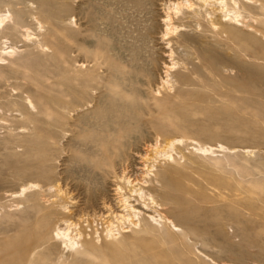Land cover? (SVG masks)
I'll return each mask as SVG.
<instances>
[{
  "label": "rangeland",
  "instance_id": "rangeland-1",
  "mask_svg": "<svg viewBox=\"0 0 264 264\" xmlns=\"http://www.w3.org/2000/svg\"><path fill=\"white\" fill-rule=\"evenodd\" d=\"M173 2L0 0V264H264V0Z\"/></svg>",
  "mask_w": 264,
  "mask_h": 264
},
{
  "label": "bare ground",
  "instance_id": "bare-ground-1",
  "mask_svg": "<svg viewBox=\"0 0 264 264\" xmlns=\"http://www.w3.org/2000/svg\"><path fill=\"white\" fill-rule=\"evenodd\" d=\"M160 1V0H159ZM171 2V0H168V2ZM173 1V0H172ZM192 1V0H191ZM200 2H202V3H204L205 5L206 4H209V5H219V6H221L220 8V10L221 11H226L225 10V8L226 7H228L229 5L227 4V2L229 3H232L233 2V6L235 7V5H237L238 3H240L239 1H241V3L243 4V6L244 5H248V2L250 1V0H230V1H227V0H199ZM253 0H251V2H252ZM165 2V1H164ZM167 2V1H166ZM166 2H165V4H166ZM251 2H249V4L251 3ZM214 3V4H213ZM240 3V5H242ZM169 4V3H168ZM194 4V3H193ZM193 4L190 2V0H174V2H173V6L175 5V7H173V10L172 11H174V12H178L179 10H182V7H183V9H184V7H186V8H188L190 11L193 9L192 8V6H193ZM252 4V3H251ZM250 4V5H251ZM228 5V6H227ZM165 6H167V5H165ZM170 6V5H169ZM172 6V5H171ZM249 6V5H248ZM194 7H195V5H194ZM245 7H247V6H245ZM169 8V7H168ZM197 8V7H196ZM219 9V8H218ZM227 9H229V8H227ZM238 9V8H237ZM220 10H218V11H220ZM171 11V12H172ZM230 11H231V13H232V10H228V12H227V14H225L224 15V17H225V20L223 19V22L224 21H228V20H230V19H228L227 17H229L228 15L230 14ZM238 11V10H237ZM211 11H208V10H205V14H207V15H210L211 13H210ZM240 12V11H239ZM222 13V12H221ZM224 13V12H223ZM222 13V14H223ZM234 14L235 13H237V12H233ZM233 13H232V15H233ZM169 14V13H168ZM231 15V14H230ZM222 17V16H221ZM233 17V16H232ZM235 17H237V18H239V16H236V14H235ZM228 20H227V19ZM229 18H231V17H229ZM222 19H221V21H222ZM232 19V18H231ZM171 20H172V18L170 17V16H168L167 17V19H166V21L167 22H169L168 23V25H170L171 23ZM233 20V19H232ZM236 19H234V21H235ZM3 21V19L0 17V22H2ZM163 21H164V19H163ZM237 21V20H236ZM230 22V21H229ZM222 23V22H221ZM168 25H167V27H168ZM228 25V24H227ZM171 27V26H170ZM226 30V29H225ZM228 32H229V29H228ZM4 53H8L7 51H5ZM201 150H205V149H201ZM206 151V150H205ZM128 182H129V180H128ZM126 200V199H125ZM142 209H139V208H136V207H134L132 204H130V203H128V201L126 200V203L124 204V208L121 210V211H113L114 213H112V215L114 214V217H115V219L117 220V222H119V223H123V222H126V221H128V222H130V223H132L133 224V219H132V215H131V212H134V215L135 216H139L140 214L142 215V214H144V215H146L147 217H151V218H154V215H151V214H148L146 211L145 212H143L144 210H148L149 208H147L146 206L144 207H141ZM135 216H133V217H135ZM138 219V218H137ZM134 225V224H133ZM71 226H75V227H77L78 225H76V224H74V222H70V221H67L66 222V227H64V228H57V230H56V236L57 237H59L61 240H62V242H63V245H64V247L65 248H67L68 250H70V247H74L75 245H77L78 244V241H77V238L75 237V235L74 236H72V232H70L71 231ZM128 230H125V232H127ZM77 236H81V234L78 232L77 234H76Z\"/></svg>",
  "mask_w": 264,
  "mask_h": 264
}]
</instances>
